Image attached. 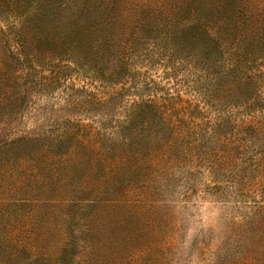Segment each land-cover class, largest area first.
I'll return each mask as SVG.
<instances>
[{"label": "rangeland", "instance_id": "rangeland-1", "mask_svg": "<svg viewBox=\"0 0 264 264\" xmlns=\"http://www.w3.org/2000/svg\"><path fill=\"white\" fill-rule=\"evenodd\" d=\"M26 2L0 0L3 264H264V111L212 102L175 60L135 63L116 86L46 63L19 35ZM151 101L208 128L212 146L105 171L128 159L115 132Z\"/></svg>", "mask_w": 264, "mask_h": 264}, {"label": "trees", "instance_id": "trees-1", "mask_svg": "<svg viewBox=\"0 0 264 264\" xmlns=\"http://www.w3.org/2000/svg\"><path fill=\"white\" fill-rule=\"evenodd\" d=\"M31 5L19 35L31 31L30 43H22L46 63L66 59L77 73L116 86L135 63L175 60L212 102L227 98L264 111V9L254 11L247 0H27ZM181 118L154 101L135 104L115 132L128 159L112 154L102 168L113 173L138 156L185 159L212 146L208 128Z\"/></svg>", "mask_w": 264, "mask_h": 264}]
</instances>
